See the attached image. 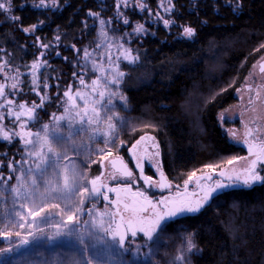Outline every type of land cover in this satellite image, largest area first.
Masks as SVG:
<instances>
[{"label":"rangeland","instance_id":"374dc122","mask_svg":"<svg viewBox=\"0 0 264 264\" xmlns=\"http://www.w3.org/2000/svg\"><path fill=\"white\" fill-rule=\"evenodd\" d=\"M94 1L100 11L95 13L96 15L89 13L86 15L83 21L84 39L78 37L81 46L72 44L68 48L74 54L71 62L58 50L61 35L50 39L46 36L37 39L36 32L44 27L43 22L38 24L39 27L35 31H31L32 26L29 27V33L21 29L26 36L35 38L34 47L23 63L11 64L10 54L5 55V52L0 50V65H5L7 62L4 70L0 71V84L5 85L6 98L14 101L10 107H13L14 111H19L20 103H26L27 107H32L33 103L40 105L35 110L33 120L28 121L27 115L20 118L21 122L27 121L25 129L19 127V122L14 123V116L6 117L0 122V126L10 132L31 131L43 135L44 125H48V147L52 148V152L45 157L51 167H48L41 176L36 171L37 161L27 155L25 146L18 137H13L11 143L0 140V264H191L192 258L199 253V249L197 248L198 251L193 253L187 252L188 236L191 234L195 243V234L181 224L174 225L172 230L165 229L159 232L152 241L139 232L137 237L131 236V232L128 231V221L133 219V212L125 211L124 206L128 205L131 209L134 204L122 197L119 189L118 196L116 192L114 195H111L112 192H107L112 186H98L101 187L102 193L107 192L109 201H105L102 194L95 197L86 196L85 203L81 205L82 187L91 189L92 185L89 181L99 177L101 166L106 168L107 162L127 149L136 137L147 135L136 133L137 124L128 113L126 95L123 92L126 78L124 66H134L138 60L132 64L126 61L125 50L131 49V54L137 56L133 44L152 32L150 27H161L169 34H175L177 39L194 38V36L191 39L184 38L182 36L184 26L178 25L175 21L179 13L178 0ZM187 1L191 4L199 0ZM237 2L238 0H232L231 4L236 7ZM141 3L144 5L143 9L140 7ZM39 4L40 0L25 1L22 4L24 6L20 8L29 6L33 10L40 11L59 9V0H45L46 6L34 7ZM165 8H171L172 11L165 12ZM13 11L11 0L10 11H0V14L12 19ZM157 12L163 19L175 21V25L166 28L163 19L156 17ZM125 19L129 21L128 24L124 23ZM101 20L104 21L103 25L100 23ZM138 24H142L147 31L136 34L134 29ZM102 31L105 36L100 35ZM57 36L60 37L58 41ZM42 44H49L50 47L42 48L40 46ZM85 49L90 54L87 60L84 58ZM41 52L45 54L40 60L42 67L36 73L37 83L33 84L31 64ZM57 59H61L69 66L70 81L67 84H61L60 79L53 74L55 70L53 63ZM262 67H264V54L251 66L244 81L236 90V102L217 116V124L228 141L245 149L246 156L242 157L244 159H233V164H227L221 170L206 168L191 172L177 185L179 189H193L199 181H207L200 196L202 197L204 191L215 187L217 181L228 182L227 175L243 174L250 161L255 159V156L249 155L248 146L249 144L259 146L264 142ZM117 71L123 72L124 76L115 83H108L116 78ZM18 73H20L19 79H12ZM81 79L84 81L83 84ZM94 80L98 81L96 85H93ZM13 83L17 84V90L12 89ZM53 87L56 88L54 92H52ZM65 92H68L72 99L65 96ZM78 92L84 96V99L76 95ZM101 92L104 93L103 97L100 96ZM0 103H6L4 97H0ZM47 105H52L54 108L48 110ZM93 107L98 110L99 119L89 124V118H94V113L91 111ZM86 109L88 115H84ZM0 113L6 114L7 107L0 108ZM61 116L67 118L58 121L56 117ZM109 125L112 126V130L109 129ZM249 129L253 131L252 136L247 135ZM106 140L114 141V144L106 145ZM245 140L248 143H245ZM35 150L41 151L39 144L36 145ZM43 151L47 152V147ZM109 152L111 155H108ZM24 160L28 163H20ZM30 166L33 172L24 176L25 184L30 185L32 179H36L37 184L33 190L34 195L25 200L12 189L18 187L16 178L22 176L20 170H26ZM73 168L84 177L81 181L78 175V186L75 191L68 193L67 196L49 193L48 182L58 183L62 187L65 174L70 175ZM221 172L225 176L222 177ZM193 173L195 176L185 188L184 182ZM207 177L211 179H206ZM157 186L156 180L151 181V186L142 181L140 190L153 204H156V208L153 210L151 206H147V212H138L136 215L154 220L153 211L160 215L164 214L162 205L152 199ZM134 206L140 208L146 205L144 202L141 203L140 199L138 205ZM40 208H43L44 212L39 216L34 218L29 214L30 210L39 212ZM77 208L81 210L77 212ZM88 212L90 215L87 217ZM98 213L100 215H97ZM70 215L73 217L71 221L68 220ZM101 219L104 222L103 227H99ZM20 224H24V227L21 228ZM83 224L85 226H82ZM117 225H120L119 229ZM117 230L125 235L123 247L119 244L118 235L115 240L113 239L112 233ZM178 256H183L184 259L177 261Z\"/></svg>","mask_w":264,"mask_h":264},{"label":"trees","instance_id":"16d2710c","mask_svg":"<svg viewBox=\"0 0 264 264\" xmlns=\"http://www.w3.org/2000/svg\"><path fill=\"white\" fill-rule=\"evenodd\" d=\"M25 1L12 0L18 20L0 14V50L10 54L11 64L23 63L35 38L21 29L43 22L36 37L61 35L58 50L71 62L74 54L68 48L81 46L83 21L100 11L98 4L59 0L56 11H40L20 8ZM231 2L178 0L175 21L195 29L194 38L177 39L161 27H150L152 32L133 44L137 64L124 66L123 92L136 133L158 139L161 168L176 185L191 172L221 170L229 159L246 156L244 148L228 141L217 116L236 102V90L264 54V0H238L236 7ZM53 67L55 77L67 84L68 64L57 59ZM181 224L195 234L199 249L191 264H264V185L225 189Z\"/></svg>","mask_w":264,"mask_h":264},{"label":"snow or ice","instance_id":"6c2138e0","mask_svg":"<svg viewBox=\"0 0 264 264\" xmlns=\"http://www.w3.org/2000/svg\"><path fill=\"white\" fill-rule=\"evenodd\" d=\"M169 2H170V0H169ZM23 6L24 5H21V7H23ZM41 6H46L45 0H40L39 5H34V7H41ZM119 7H120V4L118 2L117 3V9L118 10H119ZM140 7L143 9V7H144L143 3H141ZM161 7H163V4H161ZM10 9H11V0H3V2H0V11L8 12V11H10ZM164 11L170 13L172 11V9L171 8H165ZM89 14L90 15H96L95 13H89ZM156 17L158 19H163L159 12L156 13ZM12 19H13V21H16L19 18L18 17H12ZM100 23L103 25L104 21L101 20ZM124 23L128 24L129 21L127 19H125ZM163 24L166 28H168L170 26H174L175 21H171L169 19H163ZM38 27H39L38 24L33 25L31 28V31H35ZM23 31L25 33H29L30 29L24 28ZM146 31L147 30L145 29V27L142 24H138L136 26V28L134 29V32L136 34L145 33ZM100 35L105 36L106 34L102 31L100 33ZM194 35H195V29H193L192 27H187V26L183 27L182 36L184 38L191 39ZM37 39L39 40L40 38L38 37ZM59 39H60V37L57 36L56 40L58 41ZM40 46L42 48H45V49L50 47L49 44H42ZM261 47H264V45H262ZM125 51L127 54L124 55V59L126 61H128L130 64L135 63L139 59L138 56H133L131 54V49H127ZM44 55H45L44 52H41L40 56L37 57V59L31 64V70H32V75H33V84L37 83V80L35 77H36V73L38 72L40 67H42L40 60H41V57H43ZM89 56H90V54L88 53V50L85 49L84 50V58L87 60L89 58ZM6 64H7V62H5V65H0V71L4 70V67L6 66ZM261 71L264 72V67L261 68ZM19 75H20V73H18L17 76L12 77V79L18 80ZM74 75H76V74L74 73ZM123 76H124L123 72L117 71L116 78H114L111 81H108V83H115V82H117V80L119 78H122ZM83 83H84V81H83V79H81V84H83ZM97 83H98V81H95V80L93 81V85H96ZM11 87L13 90H17V84L16 83H13L11 85ZM37 94L39 95V93H37ZM6 95L7 94L5 93V85L0 84V97H4L6 100V103H0V108L7 107V113L6 114L0 113V122H3L6 119V117L14 116L15 117L14 123L19 122V127L21 129H25L26 125H27V121L21 122L20 118L22 116L27 115L28 121L33 120L35 118V110L37 107H40V105H36L35 103H33L32 107H27L26 103H20L18 105L19 111H14L13 107H10L11 105L14 104V101L11 99H7ZM76 95L80 96L82 99H84V96L81 93L78 92ZM258 95H259V93H258ZM65 96H68L69 99H72V97L69 96L68 92H65ZM100 96L103 97L104 93L101 92ZM66 111H68V110L66 109ZM91 111H92V113H94V118L93 117L89 118V121H88L89 124H92L96 120L99 119L98 110L95 107H93L91 109ZM78 115H79V113H78ZM84 115H88L87 109L85 110ZM66 118L67 117H65V116L56 117V119L58 121H62ZM48 128H49L48 125H44V129H43L44 134L41 135L39 132L32 133L31 131H23V132L11 131L10 132L9 130H5L2 126H0V133H2V135H0V140L8 141L9 143H11L13 140V137H18L23 142L25 149H26V152H27V155L35 158V161H37L36 162V171L39 175L42 176L46 172V169L48 167H51V165L45 159V157L48 155V153L52 152V148L48 147V144H49ZM109 129L112 130L111 125H109ZM105 135H107V133ZM233 135H235V134L233 133ZM247 135L248 136L253 135L252 129L248 130ZM33 137H35V139H33ZM109 143L114 144V141H108V140L105 141L106 145H108ZM245 143H248V141L245 140ZM37 144L40 145L41 151L35 150ZM46 147H47V152H44L43 149ZM254 147H256L255 151H254ZM102 151L103 150H101V152ZM248 151H249L250 156H255V159H252L250 161L248 168L244 171L243 174L227 175L226 180L228 182L217 181L215 183V187L205 190L202 197H199L194 201L183 200L179 203H176V204H174V206L172 208L168 209L163 215H160L159 213H155L153 211V214L155 215L154 220L150 219L148 217H140V216L136 215L138 212L139 213L147 212L148 211L147 206H151V208L153 210H155L156 204H153V202L148 199V197L145 195L144 192L135 193V195L143 197V201H144V204L146 206L136 208L133 205V207H131V209L129 208L128 205L124 206L125 211L131 210L133 212V219H130L128 221V231L131 232V236L133 238H135V237H137V234L139 232V233H142L143 236L146 237L149 241H152L159 234V232L164 231L166 229L167 225L169 223L175 222L177 218H185L189 215L198 214L201 211V209H203L206 205H208L210 203V201L212 199H215L217 196L222 195L223 190L228 189V188H252L256 184L264 185V175L261 174V173H264V142L260 143L259 146H254V145L249 144ZM108 155H111V153L109 152ZM235 159H244V158L237 157ZM20 163H28V161L24 160ZM93 163H95V161ZM233 163H234L233 159H229L227 161V164H229V165H231ZM9 167L11 168L12 166L10 165ZM113 167H115V165H113ZM137 167H141V166L138 164ZM208 167H212V166H208ZM20 171L22 172V176H17V178H16L17 182H18V187L13 188L12 191L16 192L22 199L27 200L34 195L33 190L35 189L37 181H36V179H32L30 185L25 184L24 176L30 175L33 172L31 166L26 170L21 169ZM78 175L79 174L76 172L75 168H73L71 170L70 175L65 174L64 183H63L62 187L58 183L52 184L51 182H48L50 185V187L48 189L49 193H60L61 195L67 196L68 193L74 192L76 187L78 186ZM121 175L126 176V177H132L133 173L131 170H129L127 168L126 165H124L123 169L121 170ZM220 175L222 177L225 176V174L223 172H221ZM161 176L163 177L162 172H161ZM194 176H195V173L190 175L188 177V180H186L184 182L185 188H187L189 181H191ZM141 178L145 181L146 184H149V186H151L152 177L144 176L142 169H141ZM9 179H11V177H9ZM83 179H84V177L82 175H79V180L82 181ZM206 179L210 180L211 177H207ZM99 180H100V177H96L95 179H92L91 181H89V183L92 185L91 189H89L86 186L82 187L81 205H83L85 203V197L86 196L95 197L97 195L102 194L103 199L105 201H109V196H108L107 192H116L117 195L119 196V191L116 188H108L107 192L102 193L101 187L97 186V182ZM166 186L167 185H165V184L160 185V187L162 189ZM198 186H199V182H198ZM113 203H115V202H113ZM161 203H164V201L162 200ZM33 206L35 207L36 205L34 204ZM66 210H71V209H66ZM80 210H81L80 208H77V212H79ZM41 212H44L43 208H40L39 212L30 210L29 214L35 218V217L39 216ZM117 214H119V209H117ZM97 215H100V214L98 213ZM21 219H23V217H21ZM72 219H73V217L71 215L68 216L69 221H71ZM95 223L96 222L94 221V224ZM133 225H135V227H133ZM103 226H104V222H103V219H101L99 222V227H103ZM20 227L23 228L24 224H20ZM119 227H120V225H117V229H119ZM112 235H113L114 240H115L117 235L119 236V244L121 247H123L125 244V235L120 233L118 230L116 232L112 233ZM25 243H27V242H25ZM194 251H198V249H197L196 244L193 242L192 235L189 234L188 239H187V252L193 253ZM176 259H177V261H182L184 259V257L178 256Z\"/></svg>","mask_w":264,"mask_h":264},{"label":"flooded vegetation","instance_id":"af4514ba","mask_svg":"<svg viewBox=\"0 0 264 264\" xmlns=\"http://www.w3.org/2000/svg\"><path fill=\"white\" fill-rule=\"evenodd\" d=\"M112 159H118L121 162L111 164L109 161ZM112 159L107 162L106 168L101 166V173L99 175L100 180L97 182V186L103 187L110 185L112 188L119 189L122 197L129 199L132 204L138 205V200L141 199V203L144 202L143 197L135 195V193L142 192L139 187L142 181H144L141 178L142 169L144 176H150L152 180L157 181V190L153 192L152 199L162 205L164 213L176 203L183 200L194 201L199 198L204 190V185L207 184V181L201 180L199 181V186L197 183L193 189H179L174 182L170 181L165 176L161 168V145L157 138L149 134L136 137L127 149L125 148L123 152L117 154ZM138 164L141 167H137ZM113 165H115V167H113ZM121 165H126L127 168L132 171V177L121 175V170L123 169ZM160 172L163 173L167 181V186L163 189L160 187L158 181ZM111 195H114V192H112ZM162 200L164 203H161ZM89 215L90 212L87 213V217ZM193 216L194 215H189L185 218H177L175 222L169 223L166 229L171 225L181 224L184 219ZM82 226L85 225L83 224Z\"/></svg>","mask_w":264,"mask_h":264},{"label":"water","instance_id":"95a60500","mask_svg":"<svg viewBox=\"0 0 264 264\" xmlns=\"http://www.w3.org/2000/svg\"><path fill=\"white\" fill-rule=\"evenodd\" d=\"M115 162H121L120 160H118V159H112V160H110L109 161V163H111V164H113V163H115ZM122 164V163H121ZM122 166V168L124 167V165H121ZM158 181H159V184L161 185V184H166L167 185V181H166V177L163 175V177L161 176V172H160V175H159V177H158Z\"/></svg>","mask_w":264,"mask_h":264}]
</instances>
